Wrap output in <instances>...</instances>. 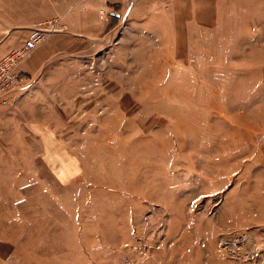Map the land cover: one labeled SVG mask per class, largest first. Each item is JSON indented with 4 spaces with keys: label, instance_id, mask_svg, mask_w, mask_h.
Here are the masks:
<instances>
[{
    "label": "rangeland",
    "instance_id": "obj_1",
    "mask_svg": "<svg viewBox=\"0 0 264 264\" xmlns=\"http://www.w3.org/2000/svg\"><path fill=\"white\" fill-rule=\"evenodd\" d=\"M24 4L0 58L54 27L1 78L0 264H264V0H137L108 40Z\"/></svg>",
    "mask_w": 264,
    "mask_h": 264
},
{
    "label": "crops",
    "instance_id": "obj_2",
    "mask_svg": "<svg viewBox=\"0 0 264 264\" xmlns=\"http://www.w3.org/2000/svg\"><path fill=\"white\" fill-rule=\"evenodd\" d=\"M137 0H24V5L26 8L28 6L31 7H36L40 6L37 5V2H40L41 4H44L48 6V3L53 4V8H55L56 5L58 4H71V5H77L74 7L71 17L69 15H62L64 14V11L58 12L56 9H53L51 12H46L44 10L45 15L47 16H62L61 19L64 21L68 22L69 25V32L73 36H78V37H89V38H95V37H105L104 39H109L112 35V29L118 25V23L122 20L123 18V10L128 5L129 7L128 10H130V7L133 3H135ZM10 3V6H12V10H8V19L9 20H20L23 21L21 24L27 25L31 21L35 20L38 16V13L31 12L29 15H21L19 18L16 16V9H17V3L18 0H0V4L3 3ZM103 7L106 12L109 11V13H106V15L102 16L99 15L98 8ZM20 9V8H19ZM14 10V11H13ZM12 12V14H10ZM3 13L6 14L4 11ZM7 15V14H6ZM15 15V16H14ZM6 17V16H5ZM5 18H1L0 20H8ZM111 26V27H110ZM0 28H1V23H0ZM0 32V37H1ZM7 34V32H4ZM28 63L29 61L26 60ZM18 69V66H17Z\"/></svg>",
    "mask_w": 264,
    "mask_h": 264
},
{
    "label": "built area",
    "instance_id": "obj_3",
    "mask_svg": "<svg viewBox=\"0 0 264 264\" xmlns=\"http://www.w3.org/2000/svg\"><path fill=\"white\" fill-rule=\"evenodd\" d=\"M99 15H104L106 13V10L103 7L98 8ZM53 23L50 19H39L36 20L33 24V27L29 29L26 38L23 40L20 47L17 49H9L6 53H4L0 58V91L1 88L4 87V81H1L2 77H6L7 81L9 83L14 82V77L11 75H8L7 71H9V68L7 65L8 62L12 61L13 57H17L18 55L26 53L28 50L33 48L38 42H40L44 36L45 33L49 30L53 29ZM21 56V55H20Z\"/></svg>",
    "mask_w": 264,
    "mask_h": 264
}]
</instances>
